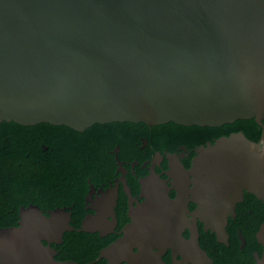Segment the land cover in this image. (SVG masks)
<instances>
[{"label":"water","instance_id":"obj_1","mask_svg":"<svg viewBox=\"0 0 264 264\" xmlns=\"http://www.w3.org/2000/svg\"><path fill=\"white\" fill-rule=\"evenodd\" d=\"M238 118L261 126L258 140L239 130L206 141L188 168L169 157V169L180 171L178 181L168 172L176 208L220 240L244 190L264 203V0H0V122L81 131L114 121L219 126ZM146 204L130 208V222L99 257L150 259L154 232L139 231L151 223ZM18 215L17 225L0 227V264H58L42 240L72 229L65 211L45 215L30 205ZM92 218L82 230H97ZM194 227L188 240L176 227L177 246L208 259ZM258 235L263 241L264 221ZM137 241L140 253L132 251Z\"/></svg>","mask_w":264,"mask_h":264},{"label":"flooded vegetation","instance_id":"obj_2","mask_svg":"<svg viewBox=\"0 0 264 264\" xmlns=\"http://www.w3.org/2000/svg\"><path fill=\"white\" fill-rule=\"evenodd\" d=\"M139 137L138 145L130 146L131 159L122 158L120 156L121 147L115 144L106 154L107 157L108 155L112 156L113 166L108 161V165L99 169L94 180L90 176H86L85 184L80 183L78 191L62 192L60 191L61 187L56 183L54 185L56 191L54 189L53 191L46 189L39 191L37 196L31 198L35 201L29 200L25 194L18 197L11 195L0 198V227L17 225L19 209L22 206L36 205L45 215H48L49 211L63 209L69 217L68 223L72 229L64 230L59 241L42 240L44 245L53 250L52 258L58 264H99L97 263L98 259H103V264H109L108 258L99 257L101 249L121 236L123 229L131 220L130 208L138 207L141 204L145 205L150 198L149 193L152 195V192H155L162 194L161 203L154 201V211H146V213L153 212L154 216L150 218L153 225L156 227L171 226L180 220L177 233L181 228L180 235L186 240L191 237V231L196 225L198 244L205 251L210 262L208 259L199 260L183 251L177 246V238L179 237L174 239L175 236L171 235L169 241L166 240L163 243L159 239L151 240L149 242L151 250L148 253L150 259L141 260L138 264H264V235L263 241L259 239L258 235L264 221V203L254 194L244 190L242 199L235 204L234 215L227 217L226 235L221 240L211 230L204 229L203 223L198 219L193 223L191 215L187 212L183 214L181 208H178L179 215L165 214L167 211H163V204L168 203V201L175 202L176 199V190L173 188L172 178L168 174L170 170L169 157L174 156L188 168L198 145L188 147L177 140L157 145L146 135L140 134ZM170 173L177 181L173 167ZM57 178V181H62L65 180L66 176L60 175ZM145 178L149 179L145 182L143 189L141 179L144 180ZM112 190L115 193H112ZM166 194L170 200L166 199ZM113 195L115 196V204L112 206L114 211L112 214L110 206ZM260 202L263 203V207ZM187 206L189 211H193L195 203L189 200ZM14 215L17 216L16 219ZM184 215L188 218L186 224L184 223ZM86 217H93L92 221L99 222V225L95 227L97 230L86 231L81 229V222ZM77 218L78 225H75L74 221ZM14 219L16 224L9 223ZM99 229L105 233L101 234ZM72 231H84L90 233L91 236L84 237L75 233H67ZM103 240L107 241L99 247L94 259H83L84 256L81 253L78 255L75 249V246L79 248L82 243L95 246ZM136 244L138 246H135ZM136 244L132 247V251L140 253L142 243L137 241ZM190 258L198 259V263L188 261ZM117 263L132 264L126 259H120Z\"/></svg>","mask_w":264,"mask_h":264},{"label":"trees","instance_id":"obj_3","mask_svg":"<svg viewBox=\"0 0 264 264\" xmlns=\"http://www.w3.org/2000/svg\"><path fill=\"white\" fill-rule=\"evenodd\" d=\"M239 130L247 138L256 141L260 136L261 126L253 118H238L219 126L181 125L172 121L156 125L114 121L93 123L80 131L63 124L39 122L23 125L14 121H2L0 122V198L25 194L29 200H33L31 198L37 196L39 191L44 189L53 191L56 183L61 187L62 192L78 191L79 184H85L86 176L94 180L99 169L108 165V161L113 166L112 156L107 157L106 154L115 144L121 147L122 158L131 159L130 146L138 145L140 134L150 137L157 145L177 140L190 147ZM60 175L66 176L65 180L57 181ZM260 203L263 207V203ZM16 217L14 215L15 219ZM15 219L9 223L16 224ZM74 222L78 225V218ZM67 233L91 236L84 231ZM106 241H99L95 246L82 243L79 248L75 246V249L78 255L81 253L84 256L83 259H94L99 247ZM103 262V259L97 261L99 264Z\"/></svg>","mask_w":264,"mask_h":264},{"label":"bare ground","instance_id":"obj_4","mask_svg":"<svg viewBox=\"0 0 264 264\" xmlns=\"http://www.w3.org/2000/svg\"><path fill=\"white\" fill-rule=\"evenodd\" d=\"M173 169L175 171V174L177 175V181H178L180 179L179 178L180 177V171L177 170V168H175V167H173ZM149 194H150V198H149L148 203L146 205L149 206V210L152 211L153 207L155 209L154 201L160 202L162 194L155 193V192H152V195H151V193H149ZM173 203H176V200H175V202H172V205H169L170 207H167L166 209H164L165 207L163 208V211H167L165 214L169 215L170 213L171 214L175 213L176 215H179V209L176 208L177 207V203L175 205ZM144 215L147 216V217H151V218H152V216H154L153 212L144 213ZM135 217H136V220L138 221L140 219V217H141V214L137 213V214H135ZM178 218H180V216H178ZM144 223H146V226H141L139 231H141V230H146L147 231L149 229V227H150V229H152L153 232H154V238L153 239H155V240L159 239V241H161V243H163L166 240L169 241V239L172 237L171 235H174V233L176 234L175 229H176V227H178V224H172L171 226H159V227H156V226L153 225L152 222L150 224H148L147 222L144 221ZM162 223H163V221H162ZM179 223H180V220H179Z\"/></svg>","mask_w":264,"mask_h":264}]
</instances>
